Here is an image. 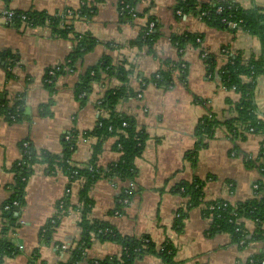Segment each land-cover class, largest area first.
Returning <instances> with one entry per match:
<instances>
[{
  "label": "crops",
  "instance_id": "1",
  "mask_svg": "<svg viewBox=\"0 0 264 264\" xmlns=\"http://www.w3.org/2000/svg\"><path fill=\"white\" fill-rule=\"evenodd\" d=\"M121 1L0 0V10L10 8L46 17L37 25L0 20V106L12 105L24 93L18 120H7L0 113V238L9 237L18 249L2 264H30L33 253L39 256L37 264H62L71 258L81 238L82 212L73 206L62 215L49 238L42 234L49 220L57 215L61 201L69 196L72 205L79 203L84 183L81 179L70 183L58 165L52 170L43 162L32 166L25 187V203L15 205L12 212L18 220L6 234L2 232L3 205L12 194L13 167L22 156V143L62 154L64 136L78 131L70 162L81 168L89 164L91 145L96 139L84 136L87 137L84 140L82 134L92 130L100 117L109 116V111L101 110L99 102L109 89L119 87L121 80L107 76L102 82H95L84 104L75 87L81 74L105 56L117 67L131 70L129 85L142 96L120 101L116 111L134 117L138 127L146 131L147 139L142 154L135 160V193L123 211L118 214L114 209L119 203L118 195L130 181L102 177L90 190L93 200L90 217L109 222L123 235L147 236L157 250L169 243L175 250L174 264H249L254 255L264 250V242L254 239L241 244L228 232L212 233V216H206L204 209L210 201L224 199L234 204L255 195L254 184L262 175L258 167L246 165L243 156L258 157L264 137L249 133L244 139L232 141L222 128L200 146L196 129L203 118L213 113L221 120L235 115L228 99L237 102L240 98L221 83L217 73L208 74L205 57L212 56L219 71L228 60L226 51L241 52L246 57L258 55L262 50L260 40L241 28L211 26L199 14L178 13V0H135L136 16L129 18L122 13ZM224 1L237 2L244 8L264 7V0ZM84 4L91 9L89 15L64 16L55 28L48 19L60 17L68 10L79 12ZM149 20L158 23L160 32L151 48L140 38ZM186 33L199 34V45L188 44L180 52L173 39ZM76 35L90 36L99 43L76 63L75 70L59 74L54 91L50 92L44 83L46 70L66 62ZM167 61L187 64L186 80L181 79L176 68L169 86L145 84L146 78L169 68L171 64L167 65ZM254 99L264 118V73L257 78ZM50 101L53 103L44 109ZM115 139L104 141L98 166L107 167L119 160L121 153L114 147ZM195 179L204 183L201 202L186 210L190 199L176 188ZM182 208L188 212L178 229V210ZM244 226L250 234L256 228L249 219H244ZM61 243L71 248L59 251L56 245ZM123 249L120 243L93 238L84 259L75 264H95L108 256L120 255ZM134 264L165 263L157 254L147 253Z\"/></svg>",
  "mask_w": 264,
  "mask_h": 264
},
{
  "label": "trees",
  "instance_id": "2",
  "mask_svg": "<svg viewBox=\"0 0 264 264\" xmlns=\"http://www.w3.org/2000/svg\"><path fill=\"white\" fill-rule=\"evenodd\" d=\"M134 8L135 0H124ZM120 6H122L120 4ZM221 8L219 11L218 9ZM177 10L183 13L192 12L199 14L211 26L218 28H230V23H236V29L241 28L246 32L257 36L261 43V53L246 57L241 52L234 54L228 53V60L226 64L216 71V63L212 56L205 57L207 63L208 74L211 76L218 74L221 83L228 89L237 92L240 98L237 102H232L228 99L229 105L232 103L235 115L220 119L216 114H211L203 118L197 129L196 135L199 138L200 146L205 144V140L213 138L218 129L224 128L231 137L232 141L237 138L244 139L246 134L259 133L264 137V118L260 115L255 104V89L257 78L264 73V7L244 8L237 2L214 0L208 3H199L196 0H178ZM90 8L84 4L79 12L75 11L72 16L77 14H90ZM28 13V12H27ZM125 17H130L128 9L122 10ZM36 22L44 21L46 17L38 13H28ZM65 18V17H64ZM62 15L51 16L50 20L52 26L59 27L64 20ZM66 22V21H65ZM152 33L146 38H143V31L141 33V41L151 48L158 39L160 32L158 30V23ZM15 24H19L17 21ZM58 30V29H56ZM65 31V30H64ZM66 32V31H65ZM200 38L197 33H186L182 36H175L176 43L180 52H182L188 44L199 45ZM74 46L70 51L65 63L60 64V70L55 74H49L51 68L46 70L44 83L50 92L54 91L55 80L57 76L66 71L65 67L75 70L76 63L83 58V56L93 50L99 43L98 40L85 35L74 36ZM171 64L169 68H162L151 77L144 80L145 84L153 83L158 86H169L173 82L174 71L179 68L180 77L186 80L187 64L181 61L166 62ZM169 63V64H168ZM131 70L124 67H117L107 56L102 58L98 63L88 67L80 76V80L76 84L75 93L82 104L87 100V95L92 91L95 82H102L107 76H116L121 80V85L116 88L109 89L102 99L99 107L101 110L109 111L108 117H100L97 125L92 129L83 132V136L93 137L96 139L91 145L92 156L89 164L85 167H79L71 164L70 158L76 150V137L78 131H71L66 135H70V139H63L64 149L62 154L52 153L49 150H37L32 144L26 146L22 143V156L15 162L13 170L15 173V182L11 185L12 194L10 198L4 202L3 218L4 225L2 232L6 234L11 228L16 225L18 216L14 215L12 210L16 201L18 204L25 203V187L29 176L33 172L32 166L36 163L43 162L49 167V170L54 169L56 165L60 166L68 175L70 182L83 179L84 183L80 190L79 203L72 205L69 196L63 201V207L58 204V213L52 220L44 227L42 232L43 237L49 238L53 229L60 223L62 215L68 212L70 206L80 209L82 212L80 226L81 238L77 242V246L72 251L71 258L62 264H75L84 259L87 249L90 247L93 238H100L120 243L124 249L120 255H112L98 260L95 264H134L135 260L144 254H157L165 264H174L173 255L175 253L174 247L169 243L164 244L162 249L157 250L156 244L152 242L147 236L141 238L123 235L115 226L106 221L92 219L90 212L93 206V200L90 197V190L93 184L100 178L105 177L109 179H119L122 182L132 181L135 179L137 168L135 160L139 157L145 147L147 133L145 130L138 127L134 117L128 116L116 111V107L120 101L130 97L137 96L138 93L129 85ZM24 93H21L12 105L4 103L0 106V113L3 114L7 120H18V114L22 111ZM53 102L50 101L44 105V109H48ZM126 122V125H123ZM110 137H115L114 147L118 149L121 156L118 161L109 164L107 167L98 166L99 155L103 151L104 141ZM246 165L251 167H258L262 178L257 181L258 187L255 190V195L245 201L237 203H230L226 200H216L207 203L204 213L206 216H212L211 228L212 233L228 232L237 243L244 241L248 243L254 239L264 242V138L258 157L252 158L249 154L243 156ZM203 182L195 179L192 182H183L176 191L189 197V202L186 210H189L193 205L201 202ZM125 187L118 195V204L114 209L116 211H123L126 206L121 202V198L131 199L132 195L126 192ZM135 191L133 192V194ZM227 202L226 207L221 209H211V205L222 204ZM11 206L10 209L5 208ZM182 209L178 210V218L176 226L178 229L183 225L187 212ZM244 219H249L255 222V230L250 234L244 226ZM18 252V249L9 237L4 236L0 238V264L4 262L7 257L13 256ZM37 253L32 254L30 264H37ZM255 264H260L264 258L263 251L252 257ZM250 264V262H249Z\"/></svg>",
  "mask_w": 264,
  "mask_h": 264
},
{
  "label": "built area",
  "instance_id": "3",
  "mask_svg": "<svg viewBox=\"0 0 264 264\" xmlns=\"http://www.w3.org/2000/svg\"><path fill=\"white\" fill-rule=\"evenodd\" d=\"M121 5L120 8L122 10L124 9H128L129 10V13L131 14L132 17H135L136 16V12L134 11V8L130 7V5L128 3H126L124 0L121 1ZM219 11L221 10V8L218 9ZM178 13H182V11L178 10ZM74 12L71 11V10H68L66 12V14H61L62 17L64 16H71L73 15ZM0 20L4 21L5 23H8V24H15L17 21L21 24H25V25H37L39 22H36L31 16H29V14L27 12H23V11H17V10H13V9H10V8H6V9H2L0 10ZM230 27L233 28V29H236V23L234 22H231L230 24ZM156 26V23L154 20H149L147 22V24L145 25V27L143 28V38H146L150 33L153 32L154 28ZM198 41H200V39H198ZM228 52V51H226ZM206 54L204 53V56ZM60 64L56 65V66H53L51 67V70L49 71V74L53 75L55 74L56 71H59L60 70ZM65 69L67 71H73L74 69L72 68H69V67H65ZM139 97L142 96V94H138ZM101 103V102H99ZM123 125L125 126L126 125V122H123ZM66 139H70V135H66ZM83 139L86 140L87 137H84L83 136ZM25 146L27 145V143L24 144ZM87 166V165H86ZM82 182H84L83 179H81ZM74 182V181H72ZM70 182V183H72ZM258 187V184L255 183L254 184V192L256 190V188ZM136 189V183L132 180L130 181L129 185L127 186L126 188V192L128 194H132L133 191ZM69 191V189H68ZM121 202H123L124 204L128 203L129 202V198H121ZM18 203L15 201L14 202V205H17ZM63 201L60 202V207H63ZM227 205V202H223L222 204H217L216 205H211L210 208L211 209H221L222 207H226ZM5 208L7 209H10L11 206H6ZM116 213L120 214L121 212L120 211H116ZM52 222H54V220L52 219ZM241 244H244V241H241L240 242ZM56 248L59 250V251H63V250H67V249H70V245L67 244V243H61V244H57L56 245ZM263 254H264V250H263ZM98 261H96L97 263ZM250 264H255V261L253 258L250 259ZM260 264H264V258L260 261Z\"/></svg>",
  "mask_w": 264,
  "mask_h": 264
},
{
  "label": "water",
  "instance_id": "4",
  "mask_svg": "<svg viewBox=\"0 0 264 264\" xmlns=\"http://www.w3.org/2000/svg\"><path fill=\"white\" fill-rule=\"evenodd\" d=\"M17 210H20V207H17Z\"/></svg>",
  "mask_w": 264,
  "mask_h": 264
}]
</instances>
